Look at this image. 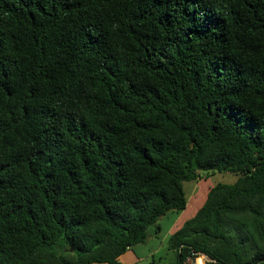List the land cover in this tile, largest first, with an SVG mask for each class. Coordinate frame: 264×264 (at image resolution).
I'll return each mask as SVG.
<instances>
[{"label":"trees","instance_id":"trees-1","mask_svg":"<svg viewBox=\"0 0 264 264\" xmlns=\"http://www.w3.org/2000/svg\"><path fill=\"white\" fill-rule=\"evenodd\" d=\"M209 171L171 264H264V0H0V264H119Z\"/></svg>","mask_w":264,"mask_h":264},{"label":"rangeland","instance_id":"rangeland-1","mask_svg":"<svg viewBox=\"0 0 264 264\" xmlns=\"http://www.w3.org/2000/svg\"><path fill=\"white\" fill-rule=\"evenodd\" d=\"M236 179L237 177L233 173L209 171L201 172L200 179L196 182H184L183 191L187 200L186 208L181 212L168 213L157 224L151 226L146 248L160 247L161 244L165 243L164 240L170 239L171 233L192 220L205 202L209 189L217 184L231 185L235 183ZM157 230L158 232H156ZM174 255L175 253L169 249V246L165 245L156 254L151 264H169L174 261Z\"/></svg>","mask_w":264,"mask_h":264},{"label":"crops","instance_id":"crops-1","mask_svg":"<svg viewBox=\"0 0 264 264\" xmlns=\"http://www.w3.org/2000/svg\"><path fill=\"white\" fill-rule=\"evenodd\" d=\"M178 229L179 228H177L176 230H178ZM157 232H158V230H157ZM173 233H171V234H173ZM168 241H169V239L167 241L164 240L163 241V242H165L164 244H161L160 247H155V248L154 247L153 248H146L147 242H145L146 244L144 243V244L136 245L134 247L129 248L124 254H122L118 258L117 261L119 264H151L154 261V258L156 256V254H158L159 250L162 247H164L165 245H168ZM174 261H175V257H174ZM174 261H171V263H173ZM171 263H169V264H171Z\"/></svg>","mask_w":264,"mask_h":264},{"label":"built area","instance_id":"built-area-1","mask_svg":"<svg viewBox=\"0 0 264 264\" xmlns=\"http://www.w3.org/2000/svg\"><path fill=\"white\" fill-rule=\"evenodd\" d=\"M210 260L204 254L189 250L180 264H209Z\"/></svg>","mask_w":264,"mask_h":264}]
</instances>
